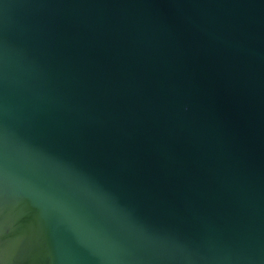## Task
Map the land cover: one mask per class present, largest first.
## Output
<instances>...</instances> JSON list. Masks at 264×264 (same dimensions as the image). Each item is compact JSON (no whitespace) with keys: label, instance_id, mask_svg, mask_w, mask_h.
Masks as SVG:
<instances>
[{"label":"water","instance_id":"1","mask_svg":"<svg viewBox=\"0 0 264 264\" xmlns=\"http://www.w3.org/2000/svg\"><path fill=\"white\" fill-rule=\"evenodd\" d=\"M0 264H264V0H0Z\"/></svg>","mask_w":264,"mask_h":264}]
</instances>
